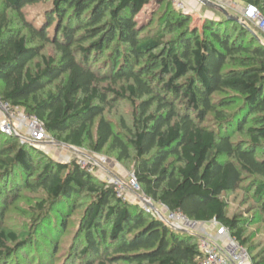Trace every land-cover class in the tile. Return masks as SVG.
<instances>
[{"label": "trees", "instance_id": "trees-1", "mask_svg": "<svg viewBox=\"0 0 264 264\" xmlns=\"http://www.w3.org/2000/svg\"><path fill=\"white\" fill-rule=\"evenodd\" d=\"M41 2L52 9L34 25L23 10ZM234 2L255 6L264 18V0ZM0 4V101L39 119L56 144L132 160L145 198L191 222H216L246 249L241 222L227 216L222 196L246 184L264 213V45L249 22L221 14L191 28L188 16L168 10L160 22L167 34L178 32L172 42L159 29L146 34L148 25L139 26L150 0ZM48 45L57 59L44 54ZM122 100L133 116L130 128L121 122L124 136L105 118ZM0 170V221L23 190L42 193L36 222H58L57 230H65L70 207L87 201L83 246L74 252L80 264H200V237L118 197L113 184L76 159L57 162L0 134ZM26 246L0 225V254ZM251 263L264 264V257Z\"/></svg>", "mask_w": 264, "mask_h": 264}, {"label": "rangeland", "instance_id": "rangeland-1", "mask_svg": "<svg viewBox=\"0 0 264 264\" xmlns=\"http://www.w3.org/2000/svg\"><path fill=\"white\" fill-rule=\"evenodd\" d=\"M158 1L160 0H150V4L137 17V22L139 26L145 27L148 25V27H145L144 33L154 34L156 29H159L165 33V40L172 42H176L178 32L167 34L168 32L164 28V22H160V16L164 12H168V10L173 11L177 15L183 14L188 16L190 18L188 26L200 29L207 19H223L221 16L222 13L220 12L221 9L227 11L229 15L240 19L242 18L240 12L244 8V6L236 4L234 0H179L183 3L184 8L183 10H176L171 0H161L163 1L161 3ZM1 7L0 4V11L2 9ZM51 9V2H41L26 7L23 13L34 25H38L45 17V14L49 13ZM7 15L14 21V13L7 12ZM245 26L264 45V32L255 23L245 24ZM249 37L246 39H249ZM44 54L48 57L58 58L55 49L49 45L46 46ZM106 63L103 66H106ZM97 67H100V65H97ZM105 118L113 124L116 133H121L124 136L121 122L124 121L128 128L132 126V106L126 100L117 101L111 106V109L107 110ZM0 134L5 137H12L2 133ZM46 142L40 150L57 162L68 163L77 159L79 156L85 158H105L107 160L106 164L102 169L94 172V176L107 184L115 185L116 181L126 183L129 175L133 174L134 162L132 160L119 162L116 152L104 150L99 156H95L87 147L78 149L56 144V141L51 137H48ZM1 175L2 172L0 170V188L3 187ZM7 191H11V189L8 188ZM20 193V200L10 205L5 215H3V220L0 221V225L8 233L16 234L20 240L27 243V246L23 249L24 252L22 251V253L13 254L12 256H7V253L3 252V254H0V264H80L79 260H74V252L83 246L84 236L80 229V222L83 218L87 201L80 199L76 204L75 210L71 207L69 208L68 213H71V215L69 214L70 217L63 231L57 230L58 222H51L54 227L53 225L43 224L45 220L38 221L39 223L36 222L39 214H37L35 209L37 201L44 199L42 193L27 190H23ZM143 197L141 189L137 194L126 191V195L123 196L125 201H129L132 205H138L139 207H141L139 200ZM222 199L227 205V216L229 218L234 217L241 222L245 231L244 239L247 242L245 247L248 250L250 259L264 257V213L261 208L262 202L256 197L252 187H246V184H244L236 192L224 194ZM150 206L160 213L159 216L155 217L161 219L166 225L172 228L166 221L167 210L153 203L151 200ZM145 213L152 215L147 212ZM218 227L219 225L212 221L207 224L198 223L194 227L182 226L180 229L174 230L192 234L197 238L204 237L206 232L207 235H211L214 238L219 229ZM38 230H41V232L45 231V236L37 233ZM29 245L31 246L29 247ZM11 248L15 247L12 246Z\"/></svg>", "mask_w": 264, "mask_h": 264}, {"label": "built area", "instance_id": "built-area-1", "mask_svg": "<svg viewBox=\"0 0 264 264\" xmlns=\"http://www.w3.org/2000/svg\"><path fill=\"white\" fill-rule=\"evenodd\" d=\"M176 10H183L184 5L179 0H171ZM242 19L249 23H255L264 32V18L255 6H246L241 11ZM0 133L16 137L21 144H28L36 149L43 147L47 142L43 123L35 116L25 113L20 107L11 106L7 102L0 101ZM77 164L88 172L102 169L107 160L103 157H77ZM114 190L118 197L123 198L126 191L137 194L140 191L139 184L134 174H130L126 183L116 181ZM139 200V199H138ZM141 208L159 216L160 213L150 206V200L143 197L139 200ZM162 207V206H161ZM166 221L173 229L182 226L194 227L198 223L189 221L178 212L167 211ZM201 224V223H199ZM216 236L207 235L200 238L199 249L202 253L200 264H252L248 252L237 241H235L225 228L219 226Z\"/></svg>", "mask_w": 264, "mask_h": 264}, {"label": "water", "instance_id": "water-1", "mask_svg": "<svg viewBox=\"0 0 264 264\" xmlns=\"http://www.w3.org/2000/svg\"><path fill=\"white\" fill-rule=\"evenodd\" d=\"M200 1H203V0H200ZM222 13L223 16H225L228 20L230 21H234V22H239V18L238 17H234V16H231L229 15V13L223 9H221L220 11ZM195 223V222H194Z\"/></svg>", "mask_w": 264, "mask_h": 264}, {"label": "crops", "instance_id": "crops-1", "mask_svg": "<svg viewBox=\"0 0 264 264\" xmlns=\"http://www.w3.org/2000/svg\"><path fill=\"white\" fill-rule=\"evenodd\" d=\"M242 11V10H241ZM241 13V12H240Z\"/></svg>", "mask_w": 264, "mask_h": 264}]
</instances>
